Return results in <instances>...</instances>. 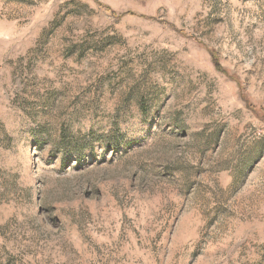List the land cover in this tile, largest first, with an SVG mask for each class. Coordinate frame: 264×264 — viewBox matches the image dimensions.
<instances>
[{
	"label": "rangeland",
	"instance_id": "rangeland-1",
	"mask_svg": "<svg viewBox=\"0 0 264 264\" xmlns=\"http://www.w3.org/2000/svg\"><path fill=\"white\" fill-rule=\"evenodd\" d=\"M0 264H264V0H0Z\"/></svg>",
	"mask_w": 264,
	"mask_h": 264
}]
</instances>
